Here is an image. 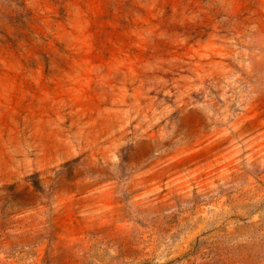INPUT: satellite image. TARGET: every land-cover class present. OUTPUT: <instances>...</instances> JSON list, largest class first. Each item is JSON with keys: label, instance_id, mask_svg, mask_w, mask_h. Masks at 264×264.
<instances>
[{"label": "rangeland", "instance_id": "1", "mask_svg": "<svg viewBox=\"0 0 264 264\" xmlns=\"http://www.w3.org/2000/svg\"><path fill=\"white\" fill-rule=\"evenodd\" d=\"M0 264H264V0H0Z\"/></svg>", "mask_w": 264, "mask_h": 264}]
</instances>
